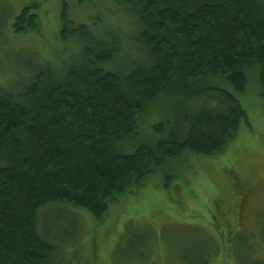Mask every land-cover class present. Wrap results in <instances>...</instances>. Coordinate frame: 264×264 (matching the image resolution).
<instances>
[{
	"label": "trees",
	"instance_id": "16d2710c",
	"mask_svg": "<svg viewBox=\"0 0 264 264\" xmlns=\"http://www.w3.org/2000/svg\"><path fill=\"white\" fill-rule=\"evenodd\" d=\"M118 1L136 14L129 41L75 24L64 0L59 37L82 47L58 69L0 85V264H54L60 247L40 229L47 206L104 220L157 168L225 152L247 119L249 76L264 96V0ZM33 7L15 13L17 33L40 28ZM166 104L172 114L145 125Z\"/></svg>",
	"mask_w": 264,
	"mask_h": 264
},
{
	"label": "rangeland",
	"instance_id": "374dc122",
	"mask_svg": "<svg viewBox=\"0 0 264 264\" xmlns=\"http://www.w3.org/2000/svg\"><path fill=\"white\" fill-rule=\"evenodd\" d=\"M29 2L40 28L17 33L15 13ZM63 2L0 0V85L18 87L33 72L58 69L70 50L82 47L59 37ZM66 2L75 24L97 22L101 33L112 26L128 41L139 31L135 12L118 0ZM127 52L136 56L143 49ZM239 98L247 119L225 152L192 154L157 168L111 202L102 221L72 206H47L40 229L60 247L54 264H264V96L257 76H249ZM166 106L147 115L145 125L171 115Z\"/></svg>",
	"mask_w": 264,
	"mask_h": 264
}]
</instances>
